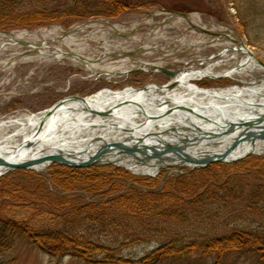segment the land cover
I'll list each match as a JSON object with an SVG mask.
<instances>
[{
	"label": "trees",
	"instance_id": "trees-1",
	"mask_svg": "<svg viewBox=\"0 0 264 264\" xmlns=\"http://www.w3.org/2000/svg\"><path fill=\"white\" fill-rule=\"evenodd\" d=\"M247 4L251 2L244 0L240 4L243 19L252 13ZM137 6L138 0H0V30L69 25L91 17L115 18ZM252 159L256 156L231 165L214 163L157 177L134 174L114 165L73 168L53 164L44 172L14 170L0 177V255L22 240L57 261L70 256L86 264H190L194 259L210 258L213 264H224L228 256L246 253L262 261L264 232L236 227L228 234L186 242L182 238L185 234L179 231L192 221L203 224L210 217L216 219L220 205L243 204L249 213L262 210L259 216L263 217L264 156L251 164ZM218 166L230 169L219 167L222 170L216 172ZM54 193L63 206L62 221H47L43 216L20 219L12 215L13 210H7L9 204L19 203L45 215L51 212L48 199ZM97 225L101 226L99 234L110 232L125 240L117 245L95 238ZM163 237L168 239L143 257L121 254L127 246Z\"/></svg>",
	"mask_w": 264,
	"mask_h": 264
},
{
	"label": "rangeland",
	"instance_id": "rangeland-1",
	"mask_svg": "<svg viewBox=\"0 0 264 264\" xmlns=\"http://www.w3.org/2000/svg\"><path fill=\"white\" fill-rule=\"evenodd\" d=\"M138 1L140 6L129 9L115 18L95 17L89 22L81 20L69 25L54 23L13 30L22 32L28 30L29 33L25 37L29 38L26 40L39 44L44 42L48 46L45 50L51 54L56 53L58 47L65 51L80 49L77 52L83 56L98 60L100 66L98 70L119 65L137 67L142 62L162 63L178 68L194 65L196 69H200L204 65L201 66L199 63L204 62L205 68L208 63L220 57L219 53L226 46L236 48L241 44L249 47L255 57L264 61V0H249L251 4L247 6L251 7L252 13L246 19L240 16V4L244 0ZM253 3L254 6H251ZM183 7L189 9V11H183L189 13L187 17L175 13L177 9ZM99 19L102 21H98ZM246 23L249 27L245 25ZM71 31L76 36L77 46L70 47L64 42V35L66 33L69 35ZM32 48L34 47L14 44L10 38H0V118L8 117L18 111H43L53 106L66 94L90 95L104 87L116 90L149 83L163 85L170 79L162 73L152 71H134L122 75L116 73L110 79L107 74L98 75L92 72L84 62L74 63L71 56L61 59L54 56L43 57L36 56L38 55L36 51L31 53L34 59L25 61L23 60L25 55L16 54ZM135 51V54L131 53ZM123 52L130 54L125 55ZM212 56L216 57L210 59ZM241 59L242 55L237 61ZM236 63L238 62L234 60L233 63H225L220 67L229 68ZM245 78L250 82L264 79L262 73L257 70ZM240 80L241 77L234 76L216 80L207 77L195 82L202 87L225 88L235 84L248 87L253 85ZM205 82L213 83V85L205 86L202 84ZM214 146L218 147V145ZM252 155H255L256 159L249 161L251 164L255 163L254 160L258 157L264 156V154ZM219 167L223 170L230 169L227 166H218L214 170L216 172L222 170ZM180 169H190V167L185 166ZM34 171L44 172V170ZM168 172V169L164 168L161 169L160 174L166 175ZM177 173L179 172H170L168 175ZM54 195L55 193L48 199L52 208L51 212L47 211L45 215L38 214L40 210L35 207L19 203L9 204L7 210H13L12 215L20 219H29L30 216L32 219L33 217L41 219L43 216L47 221H62L63 206L59 205ZM237 206L220 205L221 212L216 219L210 217L203 224L193 221L192 224H184L185 226L179 229L185 234L182 238L187 242L209 235L228 234L236 227L264 232V216H259L262 210L249 213L245 211L243 204ZM239 215L240 218L237 219L236 216ZM100 227V225L96 226L95 238L112 244L117 243V245L125 240L123 236L118 238L110 232L99 234ZM165 239L168 238H157L148 243L127 246L122 249L121 254L130 258L143 257L161 245ZM4 262L5 264H86L70 256L57 261L49 254L22 240L18 241L11 251L0 255V264ZM213 262L212 258L206 261L194 259L190 264H213ZM165 264L182 263L167 262ZM224 264H264V260L258 261L255 254L246 253L240 256H228Z\"/></svg>",
	"mask_w": 264,
	"mask_h": 264
},
{
	"label": "water",
	"instance_id": "water-1",
	"mask_svg": "<svg viewBox=\"0 0 264 264\" xmlns=\"http://www.w3.org/2000/svg\"><path fill=\"white\" fill-rule=\"evenodd\" d=\"M183 15L186 14L183 13ZM257 60L260 66L264 68V61L261 59ZM155 69L172 79L179 73L178 70H171L161 66H157ZM245 82L254 83L246 80ZM192 85L200 90L206 89L196 83ZM155 86L171 89L172 87H177L178 82L171 80L164 85ZM148 87H135L134 89L145 90ZM87 97L70 95L60 99L44 111L51 114L69 100L85 101ZM262 99L264 100V96ZM262 99L258 101V98H256L251 102L245 101L249 114L236 116L235 118L226 116L222 110L220 111L222 113L217 111L212 113L213 116H208L201 111L202 108L205 109V105L200 106L198 110L182 102L169 106V103L163 101L162 104L165 103L167 107H163L164 110L160 113H148L142 108L140 102L129 101V99H124L108 108L98 109L91 107L90 114L102 123L90 122L88 128H90V131L95 130V133L89 137L87 135L84 138L82 137L80 146L69 148L55 146L53 147V149H56L55 151H46L45 147L50 144L41 145L33 155L27 156L22 161L13 159L17 152L0 150V176L16 169L37 170L36 165L38 164L47 165L46 168L52 164L66 165L73 168L114 165L126 168L135 174L157 176L163 168L168 169L169 172L167 174L170 172L182 173L183 171L180 168L185 166L195 169L205 168L212 163L237 162L250 154L256 153L250 149L240 154L239 151L243 145L250 144L253 147L259 141L264 140V102H262ZM130 103H135L138 111L142 112V116L137 119L138 121L135 123L130 122V120H125L123 123L114 121L115 110ZM258 107H263V109L258 110ZM181 112L185 115L174 116L176 113ZM251 112H256V114L250 115ZM190 114L197 115L200 118V122H206L211 125L203 128L198 123H195ZM166 119H169V122L164 123V126L159 124L160 121ZM105 123L108 124L106 125ZM175 123L178 125H174ZM104 125L113 134V137H106L98 132L102 129L99 128ZM44 126L45 122H40L33 137L26 139L20 146H15L13 150L18 151L20 148L25 147L28 149L27 153L30 154L33 149L38 147V139ZM156 126L161 127V129H155ZM211 145H218V147L212 148ZM6 153L11 154L7 157ZM145 168L155 170L144 171L143 169Z\"/></svg>",
	"mask_w": 264,
	"mask_h": 264
},
{
	"label": "bare ground",
	"instance_id": "bare-ground-1",
	"mask_svg": "<svg viewBox=\"0 0 264 264\" xmlns=\"http://www.w3.org/2000/svg\"><path fill=\"white\" fill-rule=\"evenodd\" d=\"M64 42L68 46L72 47L76 45V36L71 34L65 37ZM5 44V42H3ZM77 46V45H76ZM46 45L42 47L40 56H48V52L45 51ZM80 51V50H78ZM220 57L216 58L214 62L207 64L205 68L200 69H188L181 71L177 74L172 81H177L178 86L172 87L171 89L160 88L157 86L150 85L145 90L134 89L132 86L118 91H111L109 89L101 90L89 95L85 101L81 100H69L61 105L51 114L46 111L40 112H23L18 111L8 117L0 118V150H11V152H17L14 156L15 161H22L26 159L27 156L33 155V153L41 146L45 147L46 151H55L53 149L55 146L59 147H78L81 145L82 137L95 133V130L90 131L88 128L90 122L102 123L90 114V108H108L109 106L121 102L124 99H129L138 101L142 104V108L148 113H160L164 110L163 107H167L162 104L163 101L169 103L168 105H174L176 103H187L194 108H199L205 105V109H201L206 115L213 116L212 113L217 111L224 112L226 116L230 118H235L236 116H245L249 114V109L246 108L247 103L245 101H253L258 98L261 100L264 96V79L261 82H256L249 87H243L241 85H236L229 88H215L209 90H200L195 88L192 81L197 78H203L206 76H234L245 78L248 74L260 71L264 77V68H262L252 53L249 47L241 44L238 49L232 46H226L219 53ZM54 57H64L65 51L58 47L56 53L52 54ZM242 55V59L237 61L239 56ZM74 59H77L75 57ZM236 60V64L229 68H221L220 65L225 63L231 64ZM122 66L109 67L108 71H118ZM220 68V69H216ZM262 102L264 100L262 99ZM137 105L128 104L119 109L115 110L113 120L118 122H125V120H130V122H137L138 118L142 116V112L138 111ZM218 108H216V107ZM257 108V107H256ZM263 109V107H258V110ZM199 110V109H198ZM220 112V113H222ZM256 114V112H251L250 115ZM184 113H176L174 116H184ZM92 116V117H89ZM138 116V117H136ZM190 117L198 123L203 128H207L209 125L206 122H200V118L195 114H190ZM44 121L45 126L41 131L40 137L38 139L37 148L33 149L30 154H28V149L25 147L20 148L18 151L13 150L15 146H20L26 139L33 137L40 122ZM108 122V121H107ZM169 122V119L160 121L159 124L165 125L164 123ZM187 124V122L185 121ZM106 125L108 123H105ZM174 125H178L175 123ZM84 128V129H81ZM102 128V129H101ZM98 132L103 135L113 137L112 133L107 129V126L100 127ZM155 129L160 130L161 127L156 126ZM85 135H83L84 133ZM212 148H217L212 146ZM264 152V140L259 141L255 146L251 147L250 144H245L241 147L239 153H244L246 151ZM11 153H6L8 157ZM37 154V152H36ZM47 165L38 164L36 165L37 170H44ZM144 171H154L155 169H143Z\"/></svg>",
	"mask_w": 264,
	"mask_h": 264
},
{
	"label": "flooded vegetation",
	"instance_id": "flooded-vegetation-1",
	"mask_svg": "<svg viewBox=\"0 0 264 264\" xmlns=\"http://www.w3.org/2000/svg\"><path fill=\"white\" fill-rule=\"evenodd\" d=\"M65 96V95H64Z\"/></svg>",
	"mask_w": 264,
	"mask_h": 264
}]
</instances>
